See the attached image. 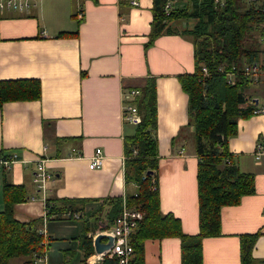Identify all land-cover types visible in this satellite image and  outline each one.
I'll return each instance as SVG.
<instances>
[{"label": "crops", "instance_id": "obj_1", "mask_svg": "<svg viewBox=\"0 0 264 264\" xmlns=\"http://www.w3.org/2000/svg\"><path fill=\"white\" fill-rule=\"evenodd\" d=\"M185 1L166 0L164 10ZM28 2L23 12L0 7V80L34 78L41 84L38 100L10 101L0 107V211L6 180L25 196L14 203V218L33 222L36 230L45 228L46 253L53 264H104L105 259L92 257L93 244L92 253L85 255L82 228L86 222L92 225L87 233L92 240L108 228L100 229L107 223L110 200L120 198L122 208L124 202L128 206L126 195L137 192L127 173L124 147L137 124L125 118V107L134 105L152 77L160 210L178 218L184 233L197 234L198 157L191 140L188 97L177 78L194 71L192 37L162 34L144 49L153 0ZM174 25L182 29L185 22ZM257 48L260 72L243 92L244 107L252 100L264 107V42ZM96 148L104 163L91 169L88 162ZM228 150L240 171L254 175L255 190L238 204L221 208V233L202 239V264H241L240 235L253 233L258 236L250 264H264V113L236 119ZM12 155L14 159L5 162ZM38 160L50 173L44 190L34 181ZM47 199L62 210L66 200L85 203L79 204L78 218L47 217ZM143 247L144 264H181L178 237L146 239ZM15 259L9 264L25 260L14 263Z\"/></svg>", "mask_w": 264, "mask_h": 264}, {"label": "trees", "instance_id": "obj_2", "mask_svg": "<svg viewBox=\"0 0 264 264\" xmlns=\"http://www.w3.org/2000/svg\"><path fill=\"white\" fill-rule=\"evenodd\" d=\"M165 3L166 0H153L149 39L144 49L162 34L178 32L190 35L193 40L194 71L179 74L177 78L188 97L187 109L198 157L199 232L184 233L178 218L160 210L156 174L157 99L155 79L150 77L133 100L141 121L124 141L127 173L137 184V192L126 195V201L128 206L143 213L130 237L133 254L129 264H144L146 239L164 237L180 239L181 264H202V239L221 233V208L238 204L242 196L255 190L254 175L240 171L232 161L228 139L236 133V119L251 115L258 107L254 100L241 106L246 101L243 92L253 82L250 76L243 74V67L258 62L259 53L258 48L245 46L244 41L250 32L256 35L251 39L258 37L262 41L264 0H186L183 5L166 11ZM176 22H185V27L176 29ZM40 96L38 79L0 80V107L5 102L38 100ZM148 170L152 174L148 175ZM19 189L5 180L4 206L0 211V264H9L20 257L25 258L23 264H34V253L42 249L43 235L33 222L24 223L14 218V203L25 198ZM84 201L66 200L65 211L47 199L46 215L79 213V204L83 205ZM121 201L120 198L110 200L112 208L107 214V223L100 229L108 227L118 215ZM90 229L92 225L86 222L80 236L85 255L93 250L91 237L87 236ZM257 236L258 233L240 235L241 264L251 263V250ZM103 263L117 264L113 258H105Z\"/></svg>", "mask_w": 264, "mask_h": 264}, {"label": "built area", "instance_id": "obj_3", "mask_svg": "<svg viewBox=\"0 0 264 264\" xmlns=\"http://www.w3.org/2000/svg\"><path fill=\"white\" fill-rule=\"evenodd\" d=\"M132 4H136V0H132ZM169 4L166 5V9L169 8ZM30 3L28 0H0V7L16 8L18 11L23 12L28 9ZM81 15L79 14V17ZM264 42V36L261 38ZM260 63L252 62L246 64L243 67V74L250 76L253 80H256L257 74L260 72ZM206 72V69L203 68ZM232 76V75H230ZM130 94L137 95L138 91L131 90ZM126 115L125 118L130 122L137 124L141 121V116L137 112L136 107L133 104H130L125 107ZM264 113V107H256L253 109L252 114ZM136 153V151H134ZM15 155L10 156V159L5 162L12 161ZM104 163V155L100 148H96L92 156L89 158L88 167L91 169L100 168ZM50 177V173L46 171L43 160H38L36 171L34 172V181L38 189H45V181ZM155 188L154 185L152 187ZM47 211V207H46ZM66 217L78 218L80 213L78 212H66L64 213ZM143 218V213L136 207H130L125 204L122 205V208L119 214L112 220L108 228L103 232L109 235L112 238V243L108 249H105L102 252H96L92 257L95 260H104L105 258H113L116 260L117 264H129V261L133 254V248L130 244V237L133 232L137 229L139 222ZM46 216L44 217V221ZM39 233L43 235V240L41 241L42 249L35 252L33 255L34 264H53L50 263V260L46 253L47 246V236L45 228L42 227L39 229ZM96 235V234H95ZM94 235V236H95ZM93 236V239H94ZM92 239V244H93ZM94 246V245H93ZM90 257V256H89ZM88 259V258H87Z\"/></svg>", "mask_w": 264, "mask_h": 264}, {"label": "water", "instance_id": "obj_4", "mask_svg": "<svg viewBox=\"0 0 264 264\" xmlns=\"http://www.w3.org/2000/svg\"><path fill=\"white\" fill-rule=\"evenodd\" d=\"M146 173L149 175L152 174V171L148 170ZM103 239H105L104 242L102 241ZM111 243L112 238L104 232H98L93 239L94 250L96 252H102L105 249H108Z\"/></svg>", "mask_w": 264, "mask_h": 264}, {"label": "rangeland", "instance_id": "obj_5", "mask_svg": "<svg viewBox=\"0 0 264 264\" xmlns=\"http://www.w3.org/2000/svg\"><path fill=\"white\" fill-rule=\"evenodd\" d=\"M251 36L255 37L256 35L253 32H250L249 35H248V38H246L245 41H244L245 46L252 47V48H257L258 46H260L261 41L259 39H257L258 37L254 38V39L253 38L251 39L250 38ZM191 140H194V134H192ZM24 259L25 258H22V257L16 258L14 260V263H17L18 262L17 260L23 261ZM50 263H52V262L50 261Z\"/></svg>", "mask_w": 264, "mask_h": 264}]
</instances>
